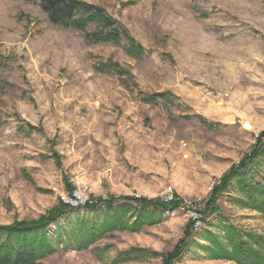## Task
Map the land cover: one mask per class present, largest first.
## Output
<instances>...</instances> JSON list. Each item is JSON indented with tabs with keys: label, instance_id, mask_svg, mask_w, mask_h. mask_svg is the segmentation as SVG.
<instances>
[{
	"label": "rangeland",
	"instance_id": "obj_1",
	"mask_svg": "<svg viewBox=\"0 0 264 264\" xmlns=\"http://www.w3.org/2000/svg\"><path fill=\"white\" fill-rule=\"evenodd\" d=\"M78 1L120 37L104 39L112 28L100 23L54 26L38 1L0 0V226L39 221L70 193L145 198L178 206L141 221L128 210L127 228L103 231L102 205H68L47 228L62 243L37 264H165L191 225L168 264H237L211 256L214 240L228 251V225L264 255V208L234 180L203 211L258 139L246 179L264 189V0ZM155 94L167 100L148 103ZM87 223L100 232L82 248L74 236Z\"/></svg>",
	"mask_w": 264,
	"mask_h": 264
},
{
	"label": "trees",
	"instance_id": "obj_2",
	"mask_svg": "<svg viewBox=\"0 0 264 264\" xmlns=\"http://www.w3.org/2000/svg\"><path fill=\"white\" fill-rule=\"evenodd\" d=\"M28 2L38 1L42 12L46 15L48 21L54 25L63 29H73L76 31L84 30L90 24L100 23L103 26L112 28L108 35H105L104 39L114 40L120 37L121 31L114 27L116 21L111 19L105 12L99 7L88 5L78 0H23ZM165 94H155L153 96H147L148 103H155L158 100L166 101ZM200 124L203 126L211 125L200 119ZM263 136V135H262ZM261 139L256 141L254 147L244 156L239 164L234 165L229 170L228 174L221 179L219 185L213 189L207 205L204 208V213L209 210L212 211L213 201L215 195L224 192L230 185L231 181L236 182V186L240 190L247 192L246 199L249 201V205L253 209L264 208V189L255 182L253 177L249 180L246 179L249 170L253 167V163L261 155ZM72 195V193H70ZM123 201L125 204H123ZM133 202L136 207L132 208L127 202ZM99 205L103 206V216L105 218L104 224L99 226L104 230L114 228H127L124 224L123 218L128 210H131L136 218V221L150 219L155 216L154 212L157 209L164 208H176L178 205L175 202L164 203L159 200H146L145 198L139 199H108V200H89L84 207L94 210ZM130 207V208H129ZM69 206L60 202L54 209H52L47 216L36 222L28 223H15L11 226H0V264H37L42 258L52 254L57 248L53 244V240L58 243H62L63 237L60 229L55 231V239H50L48 236L47 228L55 223L58 218L64 216L69 210ZM262 210V209H261ZM214 212V211H212ZM146 213V217L142 214ZM91 224V223H90ZM89 223L83 227V224H79L76 228L74 239L78 242L80 247H85L94 240L99 234V227H94ZM192 226V225H191ZM189 226L185 230V239L182 240L179 246H176V251L172 255L171 259H176L181 253L183 247L186 244V239L190 237L192 230ZM226 240L225 245L228 246V251L223 249L218 241L214 240V249L211 251V256L217 258H223L227 255L228 259L235 261L237 264H264V255L260 253L252 244L259 246V240L254 238L253 235L242 236L240 231L231 225L224 227ZM244 238H250V240H256V243L250 244L249 241H244ZM222 240V239H221ZM226 246V248H227ZM225 253V254H223ZM170 259V260H171ZM166 260L165 264L171 262Z\"/></svg>",
	"mask_w": 264,
	"mask_h": 264
},
{
	"label": "built area",
	"instance_id": "obj_3",
	"mask_svg": "<svg viewBox=\"0 0 264 264\" xmlns=\"http://www.w3.org/2000/svg\"><path fill=\"white\" fill-rule=\"evenodd\" d=\"M82 195H79L78 193H72V195H70L68 200H63V203L66 205H69L71 207H78L81 205H85L87 202H89V200L86 198H82Z\"/></svg>",
	"mask_w": 264,
	"mask_h": 264
}]
</instances>
